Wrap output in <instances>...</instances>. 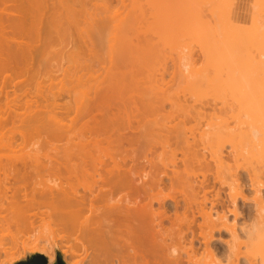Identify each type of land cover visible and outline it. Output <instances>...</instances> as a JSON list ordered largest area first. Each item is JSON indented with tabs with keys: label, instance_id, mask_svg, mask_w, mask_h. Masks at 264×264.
I'll use <instances>...</instances> for the list:
<instances>
[{
	"label": "bare ground",
	"instance_id": "bare-ground-1",
	"mask_svg": "<svg viewBox=\"0 0 264 264\" xmlns=\"http://www.w3.org/2000/svg\"><path fill=\"white\" fill-rule=\"evenodd\" d=\"M205 1L207 2V0ZM209 2L211 3L213 1L209 0L208 3ZM44 3H43V0H0V90L6 87V85L10 83L9 80L11 79L12 81L13 77H20V76H24L26 74L31 73L30 70L32 69V63L34 62L33 61V59L35 58L34 55L35 53L38 52L37 50L39 49L38 47L39 44H42L43 42L45 43L52 38L49 32H50V27L52 23L55 21L54 19L56 20L62 19V17H60L61 13H59L60 16L58 17L59 14L57 15L56 8H54L55 6L50 4L51 7L49 6L48 8V5L46 6ZM178 5H179V2H178ZM203 5H204L203 6L204 8L205 6L207 7L206 3ZM208 7H211V6H208ZM225 8L227 9L228 7L225 6ZM55 14L57 15L58 18H55L56 17ZM204 15L203 17L205 18ZM217 15L219 16V13H217ZM59 21L61 22V20ZM189 25H192V24H189ZM195 25L197 29H201L204 27V26L201 27L202 26L201 24H200L201 26L199 27H197V24ZM207 27H210V26H208L207 24ZM190 29H192V27H190ZM206 29L208 30L209 28H206ZM201 30L203 31L204 29H201ZM98 32H97V35H98ZM206 32L208 31H205V34ZM195 33H198V32H195ZM195 33L193 34V38L189 37L190 41L191 39L196 40V37L198 38L197 35H199V33L197 35H195ZM182 34L185 35L184 33ZM94 35H96V33ZM101 35L102 33L100 34V36ZM203 38H206V36L203 35ZM89 42H90V39H89ZM218 43H221V42H218ZM198 44L200 45V43ZM198 44L197 46H199ZM213 44H217V43L214 42ZM91 45H93V42ZM219 45L220 44H218V46ZM202 46H201V49H203ZM214 46L213 47L216 48V45ZM206 48L208 49V47ZM237 49L234 48V50L236 51L229 50V52L230 53L237 52ZM209 50L208 52L205 51L204 54L207 55L208 53L207 56H209L210 58L211 56H213V54L209 55ZM221 51L219 52L221 53ZM217 54L223 58L222 60L220 59V62H221L220 67H218L219 64L218 65L215 64V60L213 59L215 56H217L216 53L212 58H210V61L214 62L216 69L218 67V69L221 68L222 70V66L224 67V64L222 63V61L224 62L226 61L227 53H225L226 57H223L222 54L218 53V51H217ZM206 55H203V57L205 56L204 59H206L204 61H207L208 59ZM220 56H218V58ZM215 59L218 60L217 57H215ZM228 59H232V58L229 57ZM234 59L236 60V57H233L232 61H234ZM232 61H231V64H229L230 62L228 61L227 62L228 64L226 63L225 65L228 68L230 65H232L230 67L235 69V71L229 68V70L231 69L229 72L228 68L225 67L227 71L226 69H223V70H225L226 73H229V74L232 73L230 74L231 76H229L228 74L229 77H227V75H225V77H227V81H228L229 78L235 79L237 76L236 80L239 82V80H241L240 77H242V80L244 77H243V73H240L239 69H236V66L237 68H240L242 72V69H247V68H244L246 64H244L245 66L241 68L240 65L243 66V64L239 65L238 64L239 62L236 60L237 62L234 61L236 65H234ZM213 62H211V64ZM206 63L204 62L205 66L207 67ZM214 64L212 65V67L214 66ZM250 64L251 63L247 64V66L248 65L250 66ZM205 66L201 67L202 68L201 71L203 73L198 69L194 72V75H196L197 73H198L197 75L202 74L201 76H198L199 78H197V80L200 79V77L202 78V80H199L200 85L205 84L206 86L205 88L207 89L206 84L208 83H209L208 85L221 84L219 85L221 87H223L222 85H224L225 87L226 84H232V82L231 83L226 82L224 84V79L220 75V72L218 73L219 70H217L216 72L220 76V79L223 80V81L220 80L223 82V84L219 83V80H217V78L215 77V75L216 76L218 75L217 73H215V75L213 74L215 70L214 68L211 67L208 69L210 70L212 69L214 71V72L209 71V74L213 76L212 77L213 81H212L211 76H208V72H207L208 69H206ZM258 67L259 66H257V68H254L252 70H256V69L258 70L259 68H261V67L259 68ZM175 68H178V65L176 67L174 66L173 74H175V71L177 70V69L175 70ZM91 69L92 68H90V71ZM234 72L236 73L238 72V73L233 77ZM252 72H255V71H252ZM35 73H33L32 71V77H34L33 75ZM222 73L224 74V71L221 72V74ZM204 75L208 78H206ZM238 75L240 76L239 79H238ZM250 75L248 79L251 78ZM28 78H31V77H28ZM204 78L207 79V81ZM197 80L193 79L191 83ZM214 80H216V83ZM236 80L234 81L231 80L235 83V84L233 83L234 87L238 83V82L236 83ZM186 81L187 80L183 82H186ZM6 82L8 83L6 84ZM189 82L190 81H188V84H191ZM149 83L151 82L149 81ZM195 83H198V81ZM253 83H255L254 87L258 85V83H256L255 80ZM100 85L101 84H99V86ZM153 85H156V84L154 83ZM96 86L97 85L94 86L95 89H93V93L96 91ZM212 86L210 87L212 88ZM240 86L241 85H239V87ZM250 86L247 85V87H249L248 89H250ZM110 87L111 86H109L108 88ZM221 87H218L217 89H220ZM258 87L259 86H257V88ZM186 88H188V86H186ZM241 88L242 87H240V89ZM261 88L262 90L264 89L263 86H261ZM206 89L204 91H207ZM228 89H230V87L229 88L227 87V90ZM238 89L239 88H236V90ZM2 90H5V89H2ZM151 90H154V89L152 88ZM257 90H259V92ZM257 90L254 89L253 90L254 93L253 91H251L250 93L255 94L256 92H258L259 95H262L261 93L262 90L260 88ZM192 91L190 90L188 92L191 94ZM204 91H201V93L202 92L204 93ZM230 91H232V89L229 90V92ZM233 91H234V88H233ZM242 91H243V95H245L246 90L244 91L242 89ZM163 92H166V93L165 94L163 93L159 97L156 96L155 93L153 92L154 93L153 96H156V99L154 98V100H157L155 104H152L154 103L152 99L150 103L149 101L150 99L146 98V97H149L150 94L148 96H145L144 101H146L147 99L150 105L152 106L154 105V106L153 108H151L152 106H150L151 111L149 113L143 112L146 109L148 110V108L146 109L144 108L143 111L141 110L143 109V107L140 109H137V112L138 110H141L143 113H146V114H143L140 111L142 116L145 115L144 117H142L141 115L134 116L133 120L130 119L128 121L127 127H125L126 124H124L122 118H120L122 121L118 119L120 123L123 122L124 124L123 127L125 129L121 127L120 125H118V123H114V124H117L116 126L113 124H111L112 126H108V123L105 122L107 126H105L104 124L102 129L91 128L93 126L92 125L93 123L92 124L90 123L92 126L89 127L90 128L89 130L88 128V125H90L89 121L90 122L96 121V113H95V116H93L94 109L96 108V106L95 108H92L89 106L90 107L89 110L88 109L84 110L83 112H85L86 115L83 112L81 114H84V116H86L87 119L88 117H91V118L88 120H86L85 118L83 120L86 127H84L83 128L84 130L82 129V131L80 130L81 129L80 126L82 127L83 122L78 120L79 122H81V125L78 126V128H80L78 130L79 135H78V131H77V134L76 132H74V134H76L75 137L79 136V138L77 137L78 138L77 141L76 139L71 140L70 138H68L67 136L69 134L68 133L69 131L68 132L66 131L67 135L65 134L66 135L65 138H67V142H65L66 145L64 146L63 158L58 161L56 160L55 162L51 161L42 167L44 168L45 171L49 172L51 175L52 174L55 175L56 178L59 179V183L46 186L45 188L40 190L37 195H34L31 193L33 191L32 190L33 188L29 184H31L32 181L30 183L28 182V179L31 180V178H33V176L36 174V172H34L35 168L33 167L32 162L27 161L25 159H24L25 161L21 159V161L18 162L17 160H20V159L18 158L8 159L9 157L6 158L5 160L0 159V200L1 202L3 200L2 203L8 204L9 199L15 198L14 203L16 205L17 210L29 209L32 206H34L32 208H35V206H37L38 209H41L42 207L47 206L45 208L46 209L49 208L52 211L51 213L54 215V218H56L55 219L56 222L58 221L59 224L62 225V227H64L63 229L67 233L66 234V238H68L67 242L70 244L68 246V249L65 251V253H67L68 258L64 257L65 258L64 260L65 262L67 261L68 264H172V262L169 261L167 258L165 247L158 242V236H157V231H156L157 219L161 220V224H162L161 227L164 229V231L169 232L172 236L180 237L181 234H184L183 240L176 239L173 241L174 243L180 244L185 250V254L176 261V264H194L196 256L199 254H204L213 261L215 260L214 257L217 256L218 254H223L226 257L229 251L227 244L230 245V238H231L230 233L232 234V238H234L236 235V223L238 226L237 227L238 235H240V237L244 236V234L240 232L239 230L238 222L240 221V219L242 220L243 218L245 219L246 217L250 218V216L247 215V213H245V215L242 214L239 207L237 206V203L239 201L238 198L246 199L244 197L245 195L242 194V188H241L242 185H240L241 183H238L239 174L237 172V167L239 164L236 166V170H233V169L231 170L228 168L227 170L229 173L225 174V178L223 177L222 181H221V176H219L220 173L218 171V168L221 167L222 164L224 163V155L228 154V152L224 151L225 150L224 144L226 142L227 143L229 142L230 144L229 145L231 148L230 153L232 151L233 157L238 159L237 157L240 154L239 150H241L240 147L242 146L238 147L239 140H237L238 137L235 136L236 132L233 131V128L232 130L225 128L226 131H224L221 126H217V123H214L213 113L211 114L208 113V109L215 110L216 105L212 101H209L207 99L206 101H204V98L201 101L200 100L201 96H199L200 98L195 97L196 99H194V96H193L192 97L193 101H192V99L190 100V95H189V98L183 95L184 97H187L190 100V101H187L182 95H181V98L183 97L184 99L183 98L178 99L176 97V96H179L178 93H176L177 95L174 96L173 98V96L172 97L170 96L171 93L168 95L167 90H164ZM239 92H241V90ZM7 93L8 92L5 91V94H4V98L6 97L5 101L7 100V97H8ZM85 93L87 94L88 92L86 91ZM160 93L162 92H159V94ZM205 93L208 94L207 92ZM250 93L249 92L248 94L246 93L247 96L245 97H247V99L243 95H242L243 96L242 98V96H240L238 93L239 95L238 98L240 97L244 99V101L250 100L248 98ZM156 94L158 95V93ZM206 94L202 96L205 97ZM120 95H123V94H120ZM235 95L237 98V94ZM97 96L98 95H96L95 98L93 97L94 98L93 100L90 96V99L92 101L90 99L89 101H91L92 106H94L95 102L98 103L97 100L95 101V99H98ZM111 96L112 95L110 96L106 95L105 97L112 98ZM151 96L152 95H150V98H152ZM255 96H258V95L255 94ZM250 97H251L250 101L252 102L254 95ZM9 98L5 102L6 106L4 104L5 108L7 106L9 107V103H10ZM256 98L257 97H255V100H253L254 103L252 102L254 104L253 107H252V103L248 101H247L248 103L243 101L245 104H242V103L241 104L244 107L248 106L251 108V110L248 109V111L246 110L245 112L247 115L250 113L248 116L250 115L252 116V117L250 116V119H251L250 123L251 124L253 123L252 120L254 119V117L259 118L256 120L254 119L253 120L254 123L257 120L258 121L261 120V118L263 117L262 120L259 121L260 124L256 122L257 125L259 124L258 126H263L264 125L263 124L264 106L262 105H264V103H262L263 100L262 101L258 100L259 102H257L258 104L256 105L255 103ZM83 99L85 98L83 97L82 100ZM86 99H88V96ZM107 100L109 99L107 98ZM89 101L88 100L86 101L87 104H89L88 103ZM115 101L118 102V99L117 100L114 99V102ZM119 101H122V100H119ZM147 101L146 103H148ZM166 101L170 102L168 104L170 105V108L173 107L172 110L166 108L167 109L166 111V109L164 108ZM234 101H237V99ZM140 102L139 104L142 103ZM127 103H129V101ZM234 103L235 102H233V105H235ZM236 103H237L236 104L237 106L235 105L236 108L234 111H236V113L237 112L240 113V111L244 108L243 106H241L240 102L237 101ZM81 105L83 104L81 103L79 107H81ZM104 105H108V103ZM132 105L133 106L130 105L131 109L136 104L135 105L132 104ZM142 105L144 106L143 103L141 104V106ZM113 106L111 105V108ZM145 106L147 107V104H145ZM239 106L240 108L238 109L240 110L238 111L236 109ZM105 107L109 109L110 105L105 106ZM230 108L233 110L234 106L233 108L232 107ZM92 109H93V113L92 111H90ZM95 110L98 111L97 109ZM104 110L106 111L105 108ZM88 111H90L89 114H88ZM102 111L103 110H100L99 108L98 112L101 113ZM109 111L110 112L112 111L111 115L114 114V111L112 109L111 110L109 109ZM126 111L129 112L130 110L129 111L126 110ZM132 111L130 113H132ZM87 114H88V117H87ZM104 114L105 113H103L102 115L100 114V115L103 116ZM105 115L103 117H105ZM13 116L15 117V115ZM81 116L82 115H80V119L82 118ZM108 116L110 117V115ZM128 116H130V114H128ZM1 117L3 116L1 115ZM1 117H0V127L3 124L2 121L6 118V117L5 118L3 117L4 119H2ZM78 117L76 116V118L74 119H77ZM110 118L112 119L113 117L111 116ZM115 118H116V115H115ZM190 122H193L194 124L192 123V125H189ZM102 123L104 122H100V124L97 126H101ZM95 124H98V121L97 123L95 122ZM71 125L73 126V124L71 123L69 129L73 130ZM237 125L235 126L236 128L239 129ZM236 128H234V130ZM86 129L88 131H86ZM196 131H198V133ZM236 131L241 132V129L240 130L236 129ZM64 132L62 134H64ZM232 132H234L233 133L234 135H232ZM71 134L72 133H70L69 137L71 136V138H74L73 137L74 134L73 135ZM238 134L242 135V133H238ZM244 139H247V138H243V141ZM248 139L250 140V137ZM3 143H6L5 146H3L4 148L8 149V147L11 146V143H8L7 141ZM1 146L2 145L0 143V149L3 148ZM237 148H239V150ZM12 149L13 147L11 146L10 151H12ZM235 152H236V156H234ZM211 165H213L214 168L216 169V170L214 169L215 170L214 172H216L215 174L216 176L213 177L214 184L211 182L212 175L211 176L209 175L211 173V170H210ZM257 172L258 171L250 172L247 178L249 181L248 182L249 187H251L250 189L254 188L253 190L254 196L252 197V201H253V208L255 212L253 214V217L251 216L250 218L252 219V221L256 219L257 216L261 212H264V197H263L264 195L261 194L262 192L260 189V186L261 185L263 186L264 183L262 182V179L260 178L262 176L260 175V173H257ZM226 175L228 177L230 176L229 178H232V179H229L227 177L229 179L228 183L231 181L229 185L235 186V188H234V191L232 192H230L228 188L227 193H222L220 190V189H223L221 187V184L222 182L224 183L223 181L224 179L225 180L227 179ZM24 180H26V182ZM215 182L217 183L218 187L215 185L216 184ZM237 195L240 196L237 198V202H236L237 211L240 213L239 216H236L239 213L236 212V208L233 206L235 204V197ZM1 209H2V206L0 207V210ZM217 211H220L218 214L221 216L222 221H223L224 212L226 211L231 212L233 215L228 213V220L231 223L222 222L219 227H222L225 230L224 229L216 230L213 232V237H210L209 233L211 232L212 228H215L217 226L214 224H209L208 218H209L210 213L213 212V214H215V212ZM52 214L50 216H53ZM32 216H34V213ZM242 225H245L244 222ZM225 235L228 236V239H226ZM209 239H212V240L208 242ZM242 243L246 244L247 242L242 241ZM32 247L36 249L38 245L34 244ZM40 249L45 250V248L43 247ZM242 250H243V246H242ZM224 256L223 258H225ZM223 258H220V260ZM241 259H243V262L240 263ZM244 263L245 264L247 263L246 257L238 258V264H244ZM222 264H223V261H222ZM257 264H258V258H257Z\"/></svg>",
	"mask_w": 264,
	"mask_h": 264
},
{
	"label": "rangeland",
	"instance_id": "rangeland-1",
	"mask_svg": "<svg viewBox=\"0 0 264 264\" xmlns=\"http://www.w3.org/2000/svg\"><path fill=\"white\" fill-rule=\"evenodd\" d=\"M208 1L209 0H207V2L205 0H194V1L193 0H46V1L43 0V3L46 2L44 4L46 6L48 5V8L50 4L55 6L54 8H56L57 15L61 13V16L59 14L58 17L60 16L62 17V19H58V20L54 19L55 21L52 23L49 32L52 38L49 41L45 42L46 44L43 42L44 40L41 41L43 42L42 44H39L38 46L39 49L37 50L38 52L35 53V55L37 56L34 55L35 60L33 59L34 64L32 63V69L30 70L31 73L28 72L29 74H26L24 76L13 77L14 79L12 78V81L10 79L9 80L10 83L6 82V84L7 83L8 84L6 85V87L2 88L5 90L2 89H1L2 91L0 90V103H1L0 113L4 118L6 117L4 119L0 115V117L5 120V121L3 120L4 122L2 121L3 124L0 127L1 128L0 143L2 145L1 147H3L6 144L3 142L7 141L8 143H11V146L13 147L12 151H10L11 146L8 147V149L4 147L1 148L0 159L5 160L6 158L9 157L8 159H12V158L20 159L17 160L18 162L21 161V159L23 160L25 159L27 161L32 162L33 167L36 169V170L34 169V172H36V174L33 176V178H31V180L28 179L29 183L32 181L31 184L29 183L27 184L31 185L33 188L32 189L33 191L31 193L37 195L38 192L43 188H45L46 186L59 183V179L56 178L55 175L53 174L51 175L49 172L45 171L44 168L42 167L51 161L55 162L56 160L58 161L63 158L64 146L66 145L65 142H67V138L65 137L68 131L69 134L67 137L70 138L71 140L76 139L77 141V139L79 138V136L75 137L77 131L80 128H81L80 130L82 131V129L86 127L83 121L86 118V116H84V114H81L84 110L87 109L89 110L90 107L95 108L96 106L95 109L99 111L100 108V110H103L102 112L107 115L106 116L104 114L106 117L105 118L103 117L104 115L101 116L103 114L102 112L100 113L94 109L93 116H95L96 113L95 122L97 123L98 121V124L89 121V124L93 123L92 125L94 127L90 124L88 125V128L92 126L91 128L102 129L104 124L105 126H107L106 123H108V126H112L111 124L116 126L117 124L114 123H118V125H120L121 127H123L124 124H126L125 127H127L128 121L130 119L133 120L134 116H138V115L142 116L141 113L143 112L149 113L151 111V108H153L154 106V105L153 106L150 105L151 101L153 100L154 103L152 104H155L157 100H154V98L156 99V96L159 97L163 93L165 94L166 92H163L164 90H167L168 95L171 93L170 96L171 97L173 96V98L174 96L177 95L176 93H178L179 96H176L178 99H182L184 97L183 95L187 96L188 98L190 95V100L192 99L193 96L194 99H196L195 97L201 96V98L199 97L201 101L204 98V101H206L207 99L209 101H212L216 105L215 110L208 109L209 114L213 113L214 123H217V126H221L224 131H226L225 128L231 130L233 128V131L236 132L235 136L238 137L237 140H239L238 147L242 146L240 147L241 150L237 148L240 151V154L237 153L239 154V156L237 157L238 159L233 157L232 151L230 153L231 150L229 146L230 144L229 142L228 143L226 142L224 144L225 145L224 151L228 152V154L224 155V163L222 164L221 167L218 168V171L220 173L219 176H221V181H222L223 177L225 178V174L229 173L227 169L229 168L231 170L232 169L236 170V166L239 164L237 167V172L239 174L238 183H241L240 185H242L241 186L242 194L245 195L244 197L246 199L238 198L239 201L237 203V206L239 207L242 214L245 215V213H247V215H249L250 218L251 216L253 217V214L255 212L252 201V197L254 196V192H253L254 188L250 189L251 187H249L248 184L249 181L247 178L250 172L258 171L257 173H260V175L262 176L260 178L264 183V143L254 144L251 142V140L248 139L249 138L248 125L251 124L250 123L251 115L248 116L250 113L247 115L245 112L246 110L248 111V109L251 110V108L248 106L244 107L242 104H245L244 102L247 101L251 102L250 96L252 95H254L253 100H255V97H257L255 101L256 105L258 104L257 102L262 100H263L262 103H264V97H263L264 89L262 90L261 88V86H263L264 88L263 85L264 84L263 82L264 81V68H263L264 67V9H263L264 2L263 1L264 0H256V1L255 0H230V1L212 0L213 2L211 3L210 2L208 3ZM205 3L206 5L208 3V5L207 7L205 6L204 8L203 4ZM257 5L260 7H258ZM225 6H227L228 8L226 9ZM202 13H204L205 15ZM217 13H219V16L217 15ZM57 15L55 18H58ZM203 15L205 16V18L203 17ZM59 20H61L62 23ZM195 24H197V27L201 25H202L201 27L203 26L206 27L201 28L204 29L202 31L201 29H197ZM207 24L210 27H207ZM193 25L195 28L193 27ZM190 27H192V29L194 30L190 29ZM206 28H209L210 31L209 29L207 30ZM199 30H201L202 32ZM205 31L208 32H206L205 34ZM181 32L184 33L185 35H183ZM195 32H198L199 35H197L198 33ZM95 33L96 35H94ZM99 33L100 34L102 33L103 36L102 35L100 36ZM194 33L195 35L198 36V38L196 37V40L191 39L190 41L189 37L193 38ZM203 35L206 36V38H203ZM176 38L178 39V41ZM92 42L93 45H91ZM214 42L217 44H213ZM198 43H200V45ZM197 44L199 46H197ZM218 44L220 45L218 46ZM210 45L212 47L216 45V48H214L215 47L214 46L212 49ZM185 46L190 48L192 52L194 69L196 68L194 72L197 69L201 71L202 69L201 67L205 66L204 62L206 63L210 61V58H212L215 55V53L217 55L215 57H217L218 60H216L215 57L213 59L215 60V64L217 65L219 64L218 67H220L221 64L220 59L222 60L223 58L217 54V51L219 54H222L223 57H226L225 53H227L226 61L225 62L222 61V63L224 64V67L222 66V70L221 68L218 69L217 65H216L217 67L216 69L213 61L208 62L209 65L208 63H206L207 67L205 66L206 69H208L211 68L212 65L214 64L212 68H214L215 72L212 69L211 70L208 69L207 70L208 76H211L212 79L213 76L209 74V71L214 72L213 74L215 75V73H217L216 71L219 70L218 73L220 72V75L224 79V84L226 82L229 83L232 82L233 84L234 83L233 81L237 79L236 76L235 79L229 78L230 80L228 79L227 81V77L231 76L230 74H232V73L230 74L226 73L225 70H223L228 68L225 65L228 61L230 62L229 64H231L233 57H236V60L239 62L238 64L239 65L243 64V66L240 65L241 68H243L245 66L244 64H246L244 68L247 69H242V72L240 68H237L236 66V69H239L240 73H243V77H244L242 80V77L239 76L241 74L238 75V79L240 77L241 80H239V82L236 80V83L237 82L238 83L237 85H235V87L239 89L236 90V88L234 87L235 83L233 85L226 84L225 87L226 86L228 88L230 87V89L228 90L227 87L226 88L224 87V85H222L223 87H221L219 86L221 84L219 85L216 84L218 87H221L220 89H217L218 87L216 85L214 84L208 85L209 84L208 83L206 84L207 85V89H206L205 84H203L204 81L203 83H201L203 85L199 84L200 83L199 80H202V78L200 77V79L197 80V78H199L198 76L202 75L200 74V72H199L200 75H197L198 73L195 75V79L198 81V83H195L197 81H193L191 83L192 80L189 82L191 84H188V81H186L187 83L183 82L185 81V79L181 78L179 71L177 72L178 68H175V70L177 69L175 71V74H173V70H174V66L176 67L178 65L176 64L177 63L176 50ZM201 46L203 47V49H201ZM86 47L89 50V52L86 49ZM206 47H208V49ZM234 48L237 49V52L230 53L229 50L236 51L234 50ZM208 50H209V55L213 54V56H211L210 58L209 56H207L208 53L207 55L204 54V52L205 51L208 52ZM219 51H221V53ZM203 55H206V57L208 58L207 61H204L206 59H204L205 56L203 57ZM218 56H220L221 58L220 57L218 58ZM229 57L232 59H228ZM236 60L234 59V61ZM234 61H232V63L236 65ZM211 62L213 63L211 64ZM249 63H251L250 66L249 65L247 66V64ZM230 66L229 68L233 69ZM257 66L261 67V68L258 67L260 70L259 69L252 70L254 68H257ZM90 68H92L94 71L92 69L90 71ZM229 68L228 71L230 72L231 69L229 70ZM251 70L255 72H252ZM32 71L33 73L37 72L33 75L34 77H32ZM223 71L224 74L223 73L222 74L224 76L221 74V72ZM233 71H235V69H233ZM237 73L234 72L233 77ZM225 75H227V77H225ZM249 75L252 78L253 82L255 80V82L258 83L256 87H254L255 83L252 82L251 78L248 79ZM215 77L217 78V80H219V83L223 84L222 82L223 80L220 79L219 75L218 76L215 75ZM205 80L207 81V79ZM149 81L151 83H149ZM214 81L216 83V80ZM154 83L156 85H153ZM99 84L101 85L99 86ZM95 85H97L96 86L97 93L95 90H94L95 92L93 93V89H95L94 88ZM185 85L188 86L189 89L191 88L190 89L191 91L194 89L191 92V94L188 92L190 90L186 88ZM239 85H241L240 86L242 87L241 89ZM247 85L248 86L252 85V86H250V89H248L249 87H247ZM107 86L108 87L111 86V87L108 88ZM200 86H202L203 88ZM210 86H212L213 89ZM257 86L259 87L257 88ZM151 87L154 90H151L152 89ZM232 87L234 88V91ZM253 87L256 90L260 88L262 90L261 92L262 95H259L258 94L259 90H257L258 92H256L255 94H257L259 97L255 96V94H253L254 93ZM205 89L207 91H204ZM231 89L233 92L232 91L229 92V90ZM242 89L244 91L246 90L245 95H243ZM240 90L242 93L239 92ZM5 91L8 92L7 100L10 97L9 98L10 103L8 102L9 107L11 105L10 109L8 106H7L8 108L7 107L5 108L6 106L5 102L7 101V100L5 101L6 97L4 98ZM86 91L88 92L87 94L85 93ZM201 91H204V93L203 92L201 93ZM251 91H253V93H250ZM153 92L155 93L156 96H153L154 94ZM159 92L162 93L159 94ZM205 92H207L208 94H206ZM237 92L239 93L240 96L243 95L244 97L247 96L246 93L248 94L249 92L251 94V95L249 94L248 96L250 100L244 101V99H242L243 96L242 98L240 97L238 98L239 95ZM104 93L108 96L112 95L111 96L112 98L105 97L106 95ZM156 93H158V95ZM233 93L237 94V98L236 95ZM149 94L152 95L151 96L152 98H150ZM204 94H206L205 97H203ZM89 95L91 96L92 100L96 97V95H98L97 96L98 99H95V101L97 100L98 103L94 101L95 102V103L93 102L94 106H92L91 103L92 100L90 99ZM148 95L149 97L146 98L150 99L149 100L150 103L149 101H147V99L146 101L148 103L144 101L145 96ZM181 95L183 96L182 98ZM87 96L88 99H86ZM83 97L85 99L82 100ZM187 97L184 98L187 101H190ZM107 98L109 100H107ZM245 98L247 99V97ZM89 99L91 101H89ZM114 99L115 100L118 99V102L117 101L114 102ZM236 99L238 102H240V104L242 103L241 106H243L244 108L242 109L244 112L242 110L240 111L241 114L238 112L236 113V111H234L237 106L236 105L237 101H234ZM87 100L89 101L88 102L89 104H87L86 102ZM126 101L127 102L129 101V103H127ZM140 101L141 102L144 101L142 103L144 104V106L145 104H147V107L146 106L144 107L143 105L141 106L142 103ZM85 102L87 105L85 104ZM106 102L108 103V105H104L107 104ZM139 102L141 104H139ZM166 102L164 108L172 110L173 107L170 108V105L168 104L170 102L167 103ZM233 102H235L234 104L236 106L233 105ZM11 103H13L14 105ZM81 103L83 105L79 107ZM113 103L116 105H114ZM253 103H252V107L254 105ZM132 104L134 105L136 104V105L131 109L130 105L133 106ZM166 104H168L169 106ZM231 104L234 106L233 110L230 108V107L233 108ZM16 105L18 108L16 107ZM109 105H110L109 109L110 110L112 109L114 111V114L112 115H111L112 111L110 112L109 109L105 107ZM111 105L112 106L114 105L115 107L113 106L111 108ZM150 106L152 107L150 108ZM142 107H143V109H141L142 111L144 110V108L145 109L148 108V110L146 109L147 111L144 110L143 112L141 110H138L137 112V109H140ZM104 108L106 109L107 113L104 110ZM238 108H240V106L237 107L236 109L239 111L240 109ZM121 109L124 111H122ZM126 110L128 111L130 110V111L127 112ZM90 111H92L93 113V109ZM90 111H88V114ZM131 111L132 113H130ZM116 112L117 114L118 113L119 114L117 115ZM18 114L21 116H19ZM128 114H130V116L132 114L133 115L130 117L128 116ZM13 115H15L16 118ZM80 115H82L81 116L83 118V119L81 118L82 120L80 119ZM108 115H110V117L112 116L113 118H115L116 115L117 119L112 118L113 119L112 120ZM76 116L79 117L77 119H74L76 118ZM144 116L145 115H143L142 117ZM245 117H247V119H245ZM90 118L91 117H88V119ZM101 118L102 119L105 118L104 119L105 121L102 120ZM120 118H122L124 124L123 122L120 123V121H122ZM88 119L86 118V120ZM118 119H120V121ZM254 119L256 120L259 118L254 117ZM78 120L83 122L84 125L82 124V127L80 126L81 122H79ZM253 120L252 122L254 123ZM99 121L104 123H102L101 126H97L100 124ZM259 121L257 120L256 122L259 123ZM70 122L73 124V126L71 125V127L75 131L69 129L71 124ZM256 122L254 124L257 125ZM192 123L193 122L187 124L192 125ZM235 125H237L239 129L236 128ZM78 126H80V128H78ZM65 127L68 128L66 129ZM234 128H236L237 130L241 129V132L236 131V129L234 130ZM86 131L88 130L86 129ZM63 132L64 134H62ZM74 132H76V134H74ZM196 132L198 133V131ZM234 132H232V135H234L233 134ZM237 132L242 133V135H239ZM70 133H72L71 135L74 134L73 135L74 138H71V136L69 137ZM78 135H79V131H78ZM243 138H247V139H244L243 141ZM245 149H247L246 154H245ZM236 152L234 156H236ZM234 159H236L237 161ZM210 168H211L210 169L211 173L209 172L210 173L209 175L210 176L212 175L211 182L213 183L214 182L213 177L216 176L215 175L216 172L214 171L216 169L214 168L213 165H211ZM227 177L228 176L226 175V178ZM228 178L226 179L227 181L225 179L223 181L228 183L229 179H232V178L229 179ZM26 180L24 181L26 182ZM230 183L231 181L228 184ZM215 185L218 187L217 183ZM222 188L223 189H220L222 193L228 192L227 186H224ZM260 189L262 192L261 194L264 195V185L263 186L261 185ZM14 201L15 198L9 199L8 200L9 203L5 204L2 203L3 200L2 202L0 200L1 203L0 207L2 206V209L0 210V264H13L16 261L25 258L28 254L35 252L44 255L48 261V264H50L51 260L53 259L55 260L56 249L62 254L63 258L67 257V253H65V251L68 249V246L70 244L67 242L68 240V238H66L67 233L63 229L64 227H62V225H60L58 221L56 222L55 220L56 218H54V215L51 213L52 211L49 208L46 209L45 207L47 206L42 207L41 209H38L37 206H35V208H32L34 207L32 206L29 209L17 210ZM33 213L34 216H32ZM51 214L53 216H50ZM250 218L246 217L245 219L244 218L242 220L240 219L241 222L238 220L240 222V223L238 222V225H242L243 222L244 224L250 223L252 221V219ZM225 237L226 239H228L227 235H225ZM241 238L244 239L245 236ZM34 244L38 245L36 249L32 247ZM42 247L45 248L46 251L41 250L40 248ZM223 256H224L223 254H218L215 257L217 258L219 257L218 259H220L223 258ZM224 259L225 258L221 259V261H224ZM241 262H243V259H241L240 263Z\"/></svg>",
	"mask_w": 264,
	"mask_h": 264
},
{
	"label": "clouds",
	"instance_id": "clouds-1",
	"mask_svg": "<svg viewBox=\"0 0 264 264\" xmlns=\"http://www.w3.org/2000/svg\"><path fill=\"white\" fill-rule=\"evenodd\" d=\"M176 57L178 71L180 73L181 78L187 81L195 79L194 63L190 48L185 46L177 49ZM245 119H247V117H245ZM248 132L252 143H264V126L249 124ZM246 153L247 149H245V154ZM224 186H227L230 192L234 191L235 186L229 185L227 182L221 184V187ZM238 197L240 196L237 195L235 197V204L233 205L235 208ZM219 212L220 211H217L215 212V214H213L212 212L209 215V224H214L217 226L215 228H212L211 232L209 233L210 237H213L214 231L224 229L222 227H219L222 222L231 223L228 220V213L232 214L231 212H224L223 221L221 220V216L218 214ZM236 212L239 213L237 211V208ZM239 215L240 213L236 216ZM161 225V220L157 219L156 231L158 236V242L165 247L168 260L171 261L172 264H176V261L185 254V250L180 244L174 243L173 241L176 239L183 240L184 234H181L180 237H174L169 232L164 231ZM237 227L238 226L236 223V235L234 238H232V234L230 233V245L227 244L229 251L223 261V264H238V258L240 257H246L247 264H257V258L258 264H264V212H261L257 216V218L251 221L250 223H246L245 225H239L240 232H242L246 238L242 239L240 235H238ZM210 240L212 239H209L208 242ZM242 241H246L247 243L244 244L242 243ZM50 264H54V259L50 261ZM194 264H222V261L217 257H215V260L213 261L208 256L204 254H199L196 256Z\"/></svg>",
	"mask_w": 264,
	"mask_h": 264
},
{
	"label": "water",
	"instance_id": "water-1",
	"mask_svg": "<svg viewBox=\"0 0 264 264\" xmlns=\"http://www.w3.org/2000/svg\"><path fill=\"white\" fill-rule=\"evenodd\" d=\"M13 264H48L46 257L40 253L28 254L25 258H22ZM54 264H67L64 261L62 254L56 249Z\"/></svg>",
	"mask_w": 264,
	"mask_h": 264
}]
</instances>
